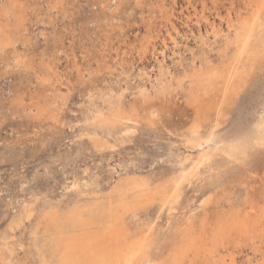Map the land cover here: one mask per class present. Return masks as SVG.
Returning a JSON list of instances; mask_svg holds the SVG:
<instances>
[{
	"label": "rangeland",
	"instance_id": "rangeland-1",
	"mask_svg": "<svg viewBox=\"0 0 264 264\" xmlns=\"http://www.w3.org/2000/svg\"><path fill=\"white\" fill-rule=\"evenodd\" d=\"M261 2L0 0V264H75L55 250L79 231L66 216L115 201L131 178L161 190L187 177L168 205L132 201L123 227L143 242L132 264H167L188 222L210 229L251 207L256 216L264 14L252 11ZM193 129L201 146L185 142ZM243 238L219 246V264H264V241Z\"/></svg>",
	"mask_w": 264,
	"mask_h": 264
},
{
	"label": "bare ground",
	"instance_id": "bare-ground-1",
	"mask_svg": "<svg viewBox=\"0 0 264 264\" xmlns=\"http://www.w3.org/2000/svg\"><path fill=\"white\" fill-rule=\"evenodd\" d=\"M255 6H256V8L252 11V15H253V18L256 19V18H258L260 16V14H264V3L263 2L256 3ZM250 22H252V21H250ZM250 25H252V24H250ZM256 28H258V27H256ZM248 29H249V27H248ZM230 38H227V39H230ZM253 38H254V36H253ZM246 49H248V48H246ZM239 53H240V51H239ZM250 61H252V60H250ZM230 62H231V60H230ZM254 63H257V61L254 62ZM230 65H232V63ZM226 68H227V66H226ZM211 71H212V69H211ZM196 72H198V71H196ZM229 73H231V72H229ZM190 74H192V73H190ZM242 74H245V73H242ZM193 75H194V73H193ZM195 75H198V74H195ZM239 76H241V75H239ZM232 78H234V77H232ZM225 79H227V78H225ZM195 84H193V85L195 86ZM232 84H230V86ZM207 86H209V84ZM242 88H243V86H242ZM225 90L226 89H223V91H225ZM189 92H191V94H192L193 91H189ZM232 93H233V91H232ZM222 94H223V92H222ZM200 95H202V94H200ZM232 96H235V95H232ZM195 98H197V97L195 96ZM218 107L219 106H217V108ZM193 108H194V106H193ZM212 108H214V107H212ZM219 109H221V108L219 107ZM206 112H207V110H206V105H205V107L203 106V108H201L200 110H197L196 114L207 115ZM216 115L217 116H216V118L214 120V124L211 127H215V126L218 125L219 119L217 117H219V111H217ZM254 125H258V123L254 124ZM212 132H213V130H212ZM263 137H264V130H263ZM206 138H207V136H205L204 139L206 140ZM208 140H210L213 143V146L215 148H217V146L214 143L212 138H208L207 141ZM185 142L187 144H189L190 146H193V147L196 146V145H198V146L200 145V136L198 135V132H197L196 129L192 130V133L190 134V137L188 139H186ZM209 148L211 149V147H209ZM261 148H262V146H261ZM195 150H196V147H195ZM200 150H203V149H200ZM211 153H209V154H211ZM215 153H217V152H215ZM209 154L206 153L205 156H203V158H207L209 156ZM196 163H198V162H196ZM192 173H193V171H192ZM186 178H187L186 177V173L177 175L173 180H171V182L169 184H167V187H165L164 189H161V190H158V189L150 190V189L146 188V184L147 183H146L145 180H142V179H136V178L126 179V180L120 182L117 185L116 192H117L118 197H117V199L115 201H110L109 200V201H106V202H103V201L102 202L101 201L88 202V203H86L84 205L83 210L79 209V208H82V207H77V206L74 207L72 209L73 211L71 210V213L69 212V214L66 216V219H68V221H70V223H71L70 225H73V227L78 228L79 231H78V233H76V235L71 234L72 236L67 232L70 235V237H68L67 240L62 239V237L58 236L62 240H65V243L63 244V241L60 243L59 239H57V240L55 239L56 242L59 241V242H57V244L55 246L56 252H58V249H61L60 255L64 256L66 254V257H69V258L72 257L73 260L75 258V262H76L75 264H132L136 260V257L138 255V252H139L138 251V249H139L138 247L141 246V243H143L141 237L139 238L140 240H138V235L139 234L137 236H134L135 235L134 234L133 235V239L129 238L128 234L125 232V229L123 227L125 214L127 213L128 210L133 209L135 207V206L132 207L133 206V205H131L133 203L132 201H135L136 198H139V197L141 198L142 195L144 194L143 197H145V201H146V202H144L145 204L153 203L158 198V199L161 200V204L168 205V203L170 204L173 201V199L175 200V197L179 193L178 191L180 190L179 189L180 185H181L182 182H184V180H186ZM261 179H263V178H261ZM143 197L141 198V200L143 199ZM177 198H178V196H177ZM154 203L157 204L156 202H154ZM257 205H258V203H257ZM170 206H172V205H170ZM258 209H259L258 211L256 210L257 213H255L256 216H254V218H253L254 214L251 211L252 207L248 211L244 210L243 208L241 209V211H236V212L234 211L233 213L228 214L226 217H224V219L221 220L220 222H217L215 225H213V224H212V226L209 225L211 227L210 229H205V227L203 228L202 226L200 228V224L202 222L207 224V222H205V221H202L200 224L197 223L198 221H196V223L199 224V227H197L198 230L194 228L193 223H191V222L186 223V225H184L185 227H183V229L180 231L179 238L177 239L176 245H174L176 247H174V250L171 253V255L169 254L170 255V257H169L170 261L167 264H180L181 262L185 263V264H197V262H195L194 259H197V260L199 259L200 261H203L206 264H219V263H221V260H223V257L221 256V253H220V250H219L220 249L219 246L223 247V246H226L227 244H229L230 242H234V241L235 242H239L240 240H242L243 237H245L247 235L250 237V239H258L259 241H264V204L262 206H260ZM223 212H224V210H223ZM52 218H53V216H52ZM127 218H128V216H127ZM190 221H192V220H190ZM194 222H195V220H194ZM132 227H133V225H132ZM54 228H55V226H54ZM76 232H77V230H76ZM72 233H74V232H72ZM64 235L65 234L63 233V236ZM55 237L57 238V236H55ZM64 238H66V237H64ZM55 240H53V241H55ZM53 241H51V242H53ZM243 241H244V238H243ZM230 245H232V244H230ZM245 245H246V242H245ZM231 249H232V247H231ZM224 253H225V251H224ZM60 259H62V258H60ZM64 260H66V258ZM64 260H62V261L60 260L59 262L60 263L64 262ZM55 262L57 263L58 261L56 260Z\"/></svg>",
	"mask_w": 264,
	"mask_h": 264
}]
</instances>
